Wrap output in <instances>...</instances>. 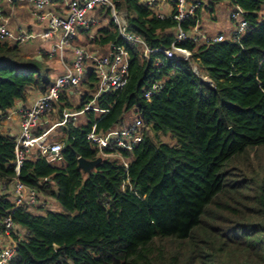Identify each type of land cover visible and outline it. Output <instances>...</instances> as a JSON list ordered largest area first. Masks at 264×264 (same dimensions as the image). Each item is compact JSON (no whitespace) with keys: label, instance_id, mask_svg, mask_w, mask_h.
<instances>
[{"label":"trees","instance_id":"trees-1","mask_svg":"<svg viewBox=\"0 0 264 264\" xmlns=\"http://www.w3.org/2000/svg\"><path fill=\"white\" fill-rule=\"evenodd\" d=\"M115 1L125 7L128 32L149 49L171 46L178 24L172 17L159 19L143 0ZM188 1L199 2L195 16L180 23L187 38L178 46L190 51L189 61L165 60L161 52L145 59L103 9L94 12L103 23L93 37L78 30L76 45L102 56L111 45L123 46L128 80L120 92L95 99L106 114L86 112L82 123L53 132L62 145L57 162L32 153L20 167L19 181L53 207L13 208L0 194V242L6 218L15 242L8 264H264V0H225L244 12L247 29L238 41L219 32L225 37L217 42L192 32L196 25L202 32L200 12L215 1ZM19 44L0 41V123L28 89L43 94L54 80ZM154 83L160 89L146 100ZM97 85L89 68L79 104L61 92L56 119L62 109L80 111ZM128 112L145 126L142 141L120 153L125 164L101 157L86 134L93 125L96 133L124 126ZM13 158L14 138L0 131V181L7 185L15 178ZM78 158L101 161L84 174Z\"/></svg>","mask_w":264,"mask_h":264},{"label":"built area","instance_id":"built-area-1","mask_svg":"<svg viewBox=\"0 0 264 264\" xmlns=\"http://www.w3.org/2000/svg\"><path fill=\"white\" fill-rule=\"evenodd\" d=\"M10 1V0H8ZM31 5L30 16L38 23H42L44 30L40 36L48 38L55 34L58 36L52 46L45 52L48 59H58L62 71L54 77L53 83L45 93L39 94L28 106L19 108L18 115L19 129L14 138L13 167L15 178L10 184L0 181V194H8L13 208L25 207L35 213L53 207L50 201L39 198L36 192L17 178L19 169L24 161L32 153H37L47 162L53 163L60 159L61 143L54 141L53 132L60 126L67 123L75 124L78 116L93 111L97 114H106L108 109H101L95 106V99L107 91L120 92L128 80V52L121 45H111L109 56H102L98 49L87 50L76 45L75 39L78 30H82L89 37H93L101 21L95 17L94 12L98 9L108 11L119 36L134 46L143 48L142 55L148 59L150 54L161 52L163 59L169 61H189L191 53L185 48L178 46L187 38V35L180 27L189 16H195L199 9V2L188 0H143L159 18L172 17L178 24L175 30V38L168 49H149L143 38L135 33L128 32L127 13L124 8L118 7L115 0H68L62 13L51 10L54 0H20ZM218 1V0H211ZM230 14V32L228 34L233 40L246 33L247 20L244 12L233 5ZM193 34L199 40L206 42H217L224 39L223 34L210 35L199 31L196 25ZM34 35L19 31L13 32L8 27V18L0 9V41H26ZM67 52L70 58L67 57ZM161 60L155 65H159ZM92 68L98 79L97 90L93 99L89 101L80 111L62 109L61 119L53 118L57 113L55 105L59 102L61 92L78 93L77 87L85 72ZM192 72L198 75L194 65H191ZM208 86H212L210 80L205 76H199ZM160 89V84H152L145 92L144 98L149 100L151 96ZM53 115V116H52ZM6 118V117H5ZM42 130L35 134L36 128ZM145 126L140 119H134L127 126L114 127L103 133L95 132V125L86 134V139L97 149L99 155L104 158L119 159L125 164L121 152H131L143 139ZM4 237L0 245V264H8L15 252V242L11 237L13 225L9 218L3 221Z\"/></svg>","mask_w":264,"mask_h":264},{"label":"crops","instance_id":"crops-1","mask_svg":"<svg viewBox=\"0 0 264 264\" xmlns=\"http://www.w3.org/2000/svg\"><path fill=\"white\" fill-rule=\"evenodd\" d=\"M68 0H54V4L51 7V10H54L56 13H62L65 7V2ZM0 9L3 11L4 15L8 18V27L13 32L23 31L29 34L34 35L32 39L36 41V44L40 49L48 50L54 41L57 39V35L55 34L53 37H42L44 30V26L42 23L35 22L30 16L31 5L22 2L20 0L8 1L1 0L0 1ZM223 32V31H219ZM217 32V33H219ZM224 33V32H223ZM82 40V36L77 33V38L75 43ZM67 57L70 58L69 52H67ZM34 58L40 60V56L36 55ZM54 59V58H53ZM59 69V73L62 71L61 65L58 63V59L55 62ZM58 63V64H57ZM54 77V76H53ZM39 92L28 89L24 100H17L14 103V106L7 111L6 118L3 119L0 123V131L7 135H15L19 129V121L18 115L14 113L19 108L28 106L30 103L36 98ZM74 94V93H73ZM54 115V116H53ZM53 118L56 119V114L54 112ZM2 241V240H1Z\"/></svg>","mask_w":264,"mask_h":264},{"label":"rangeland","instance_id":"rangeland-1","mask_svg":"<svg viewBox=\"0 0 264 264\" xmlns=\"http://www.w3.org/2000/svg\"><path fill=\"white\" fill-rule=\"evenodd\" d=\"M232 6L233 5L228 1L219 0V1H215L212 4V6L208 7V9L203 8L200 12V25H199L200 30L203 33H208L210 35H215L219 31H223L225 34L228 35L230 32V26H231L230 14H231V11L233 10ZM118 7L125 9L123 5H119ZM19 47H20L22 54L28 55L31 58H34L36 55L40 56L43 66L47 67L50 70L49 71L50 77H53V76L55 77L57 74H59L58 71L60 67L58 68L55 63L57 61V58L55 57L52 60L48 59L45 54L47 50L40 49L34 39H29V40L20 42ZM77 90L81 91L82 89L78 86ZM69 100L72 103V105L76 107L80 102L79 94L74 93L70 95ZM133 120H134V115L131 112H128L125 116L124 122L126 124H124V126H127L128 124H130ZM83 121H84V118L81 115L75 119L74 123L80 124ZM57 135L58 133L56 134V136ZM56 136L54 138V141H58L56 140ZM159 140L167 144H173V141L168 136H159ZM55 208L56 210H61L58 205H55ZM1 243L2 242H0V244Z\"/></svg>","mask_w":264,"mask_h":264},{"label":"water","instance_id":"water-1","mask_svg":"<svg viewBox=\"0 0 264 264\" xmlns=\"http://www.w3.org/2000/svg\"><path fill=\"white\" fill-rule=\"evenodd\" d=\"M101 161L100 158L95 160L77 159V167L84 173L89 174L91 170Z\"/></svg>","mask_w":264,"mask_h":264}]
</instances>
